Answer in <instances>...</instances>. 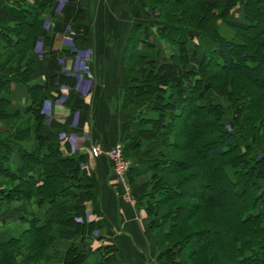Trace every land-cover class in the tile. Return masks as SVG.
<instances>
[{"label":"trees","instance_id":"16d2710c","mask_svg":"<svg viewBox=\"0 0 264 264\" xmlns=\"http://www.w3.org/2000/svg\"><path fill=\"white\" fill-rule=\"evenodd\" d=\"M234 1L229 0V5L233 6ZM240 2L243 10V20L246 24L243 26L240 25L239 28L241 29L237 31L243 34L250 31L253 32L250 33L252 39H246L248 42L246 44L255 52L254 56L256 54L259 55V62L254 67L244 66V63L239 61L238 58H241V54L239 53L240 45L232 40H222L218 43L217 50L212 47L209 39H205L204 37L200 41L199 46L195 48L194 53V56L200 55V65L192 66L189 60H186L184 57V54L188 50L186 48V36L190 34L189 39H191L197 36L208 35L209 30L207 29L215 26V18L216 20L226 18L228 11H222L221 14L215 17L212 15V12L210 13L209 6H205L200 0L198 2L196 0H144V7L147 11L154 14L153 17L156 15L161 17V22H154L153 29L143 25L134 27L127 41L124 54V61L126 62L123 69L126 79L124 111L127 114H132L131 118L125 124L123 154L126 158L132 157L136 153L145 155L147 158L142 159L143 165L138 166L140 168L137 172L141 176L147 174L150 177L149 181L145 183V189L147 188V191L145 190V196L138 200L137 205L145 208L149 207L148 205L150 204L148 203L157 197V200L155 199L157 204L163 206L166 205V202L172 203L174 200L179 201L190 198L189 193L180 191L181 181V183L172 181V178L178 175L182 169L178 161L179 157L182 156L180 154L182 150L189 146L191 149L189 147L190 150L187 152V156L192 151L191 156L194 160L200 157V151H205V157L207 159L214 160L218 157L230 155V153L236 150V145L239 142L238 134L240 133L228 134L227 132L223 133L219 129L217 132L219 134L218 138L215 139L213 132L210 131L209 125L203 124V131L201 130L200 134L199 130L193 127L197 124L194 122L190 123L191 114L194 112L192 111V105H184L186 102H182L179 105H171V110H175L177 125L181 122L184 124H182L183 126L180 129L181 131H185V136L187 135L189 137L187 147L170 143L171 140L167 141V137L164 138V136L169 134L168 131H159L157 127L163 125L165 120L164 112L170 108H165L163 105L161 107L158 103L163 100L162 98L164 96L162 94L166 92L165 88L172 82L170 79L173 76L180 74L183 78L182 80L186 83L191 80L187 93H189V96H197V98H199L203 88L206 90V85L204 84L209 80V77L205 71L209 63L225 72L228 71L229 73L242 75L254 87H257V82L264 77V28L261 27L260 29V25L264 26V6H261L264 5V0H241ZM53 6L54 0H4L1 4L0 156L1 159L8 157L7 160H11V158L15 160L18 158L16 171H9L8 168H5L3 172L9 173L10 179H17L25 185L31 186L29 191L22 189L21 185L12 191L7 192L1 190V195L9 201L14 198L25 197L26 200L29 199L34 202L37 206V213L34 215L32 222L33 225L35 224L34 234L38 236L40 232L47 231L51 236V241H62L72 245L66 253L64 252L57 259L59 264H89L87 263L88 260H86V253L84 251L82 253L79 252V246L76 245V240L80 236L86 238L90 231L94 228L100 229V226H97L95 222H88L86 225V223L77 221V218H87L86 204L81 199L85 197L91 203H94L93 212L98 214V210L96 209L98 179L96 174L86 170V168H81V165L84 166L86 164L84 156L66 155L69 152V148L67 145L63 146L61 144L57 138V133H45L43 131L44 116L41 112V104L46 99L47 94L42 85H29L31 77L37 68L32 54L31 41L42 24L43 15L48 14ZM160 6L164 8L162 9V13L159 9ZM186 6L189 7L187 10H184L183 8ZM167 7H170V9L177 7L179 11L173 15V13L166 12ZM162 19L165 21L163 22ZM187 24L191 25V29H195L192 30L195 31L193 35L192 32L182 30ZM198 25L199 27H197ZM163 40L168 41L173 47L178 48L177 54L179 55L166 54V50L161 46ZM8 49H11V53L9 51L7 52ZM138 62L144 64L142 65L143 72L140 75L142 76L141 80L144 79V82L142 81L143 83L141 85H137V83L129 85L130 75H128L127 69L133 66V63ZM147 67L152 68L148 77L144 75ZM155 69L157 71H154ZM136 79L134 77L133 80ZM13 84H20L27 88L29 105L25 110L26 114L30 115V124L26 122L27 119L21 120L19 106L13 103ZM175 86L177 87V83ZM259 89H264V86ZM186 95L177 93L175 96L179 101H182L187 99ZM168 99H171V95L168 96ZM151 102H155L157 105L151 107ZM141 107L148 109L149 113H157V116L160 118L153 120L149 117H141L140 115L133 116V113L130 112V108L140 110ZM253 119H255L253 113H247L245 123H248V129L252 133H255L254 136L256 135L257 129L260 134L264 135V125L260 124L258 127L256 122H252ZM144 124H148L150 127L145 129L143 128ZM191 128L195 130H190ZM207 129L210 132H206ZM171 136L177 140L176 135L171 134ZM3 137L5 138L3 139ZM241 137L243 138L242 135ZM29 141L33 144L30 150H26L23 144H27ZM243 146L246 150L249 149V144L244 142ZM247 152L242 151L239 156L241 166L238 168V171L234 170L236 166L233 165L230 169L227 168V170H224L220 166V169L216 170L217 172L206 168L208 166L207 162L200 165V172L205 173L207 182L202 184L200 188L201 193L198 197H195L199 202L193 204L192 207L190 206L191 211H193V216H190L191 212L184 209L183 204L170 208L171 213H166L165 218L171 221V223L168 224L167 222L163 226L162 230L166 231L163 237L166 240H170L171 237L174 238L176 236L178 239L171 243L169 249H166L162 254H158L157 260H159V257H163V263L165 261L166 264H177L176 258H181L178 264H185V258L193 260L195 257L201 255L206 257L207 264L213 261L208 246L209 241L212 239L213 241L215 240L212 235L213 221H210L205 216H202L203 218L197 224H194L192 220H194L195 215L198 213L205 215L201 211V206H213L215 202L213 198L221 199V191L216 192L213 189L214 186H218L221 183H224V186H226L224 190L226 189L228 192H231V195H237V197H231V200L229 198V200H226V205L229 208L237 209V218L231 221L234 225L244 227L246 225L264 222V206L258 203L264 201V192L260 193L259 191V197H257L256 201L255 199L253 201L251 200V196L246 193V191L250 192L251 190H249L248 185L245 183L251 179L255 181L264 178V155L255 153V151ZM173 162L179 163L174 164L177 165L176 168H174L175 166L172 168ZM132 168H135V163L131 165L130 170ZM234 174H238L240 180H233ZM128 176L129 180H132L134 177L131 172L128 173ZM252 183L255 184V182H248L250 186H252ZM231 186H235V189H232ZM91 190H93L94 194L90 193ZM257 190L258 187L252 193L255 194L258 192ZM24 192L26 193L24 194ZM168 193V201L165 198H161ZM250 200L255 205L251 206ZM222 202H225L223 198ZM225 209L223 212L225 218H231L229 209L227 207ZM182 210L186 212L185 218L179 220L178 213L182 212ZM146 212L148 215H151L149 208H147ZM188 221L192 223L187 226ZM218 230H220L219 227ZM190 239H194L198 243L200 242L196 251L194 249V251L191 250V246L188 245L187 241ZM254 239L256 240L257 238L254 237ZM260 248L251 249L249 246L246 248L241 245L235 248V257L239 258L238 261L241 264H264V250ZM111 250H115L113 252L116 254L118 253L122 262L120 252L116 248ZM2 252L3 250L0 249V255ZM106 252L104 253L105 258L102 257L103 259H100V264L114 263L116 260L120 261L116 255L109 253L108 250ZM188 252L190 253L187 254ZM258 254L259 256L262 255L261 259L258 258ZM8 258L9 263L7 264H19L17 261H12L9 255ZM103 260L104 262H102ZM95 264H99V262Z\"/></svg>","mask_w":264,"mask_h":264},{"label":"rangeland","instance_id":"374dc122","mask_svg":"<svg viewBox=\"0 0 264 264\" xmlns=\"http://www.w3.org/2000/svg\"><path fill=\"white\" fill-rule=\"evenodd\" d=\"M197 2L199 0H196ZM203 2V4L206 6H209L210 13L212 12V15L217 17L219 14L222 13V11H228V16L226 18H215V26L211 27L209 30V34L206 36H197L194 38L189 39V36H186V48L188 49L187 52L184 54L185 59L189 60L190 64L193 65H200V55L194 56L195 54V48L199 46L200 41H202L205 37V39H209L211 45L213 48L218 50V43L222 40H232L240 45L239 47V53L241 54L238 58L241 63H244V66L247 67H254L258 62L259 55L256 54L254 56L255 52L252 50L250 46H247L246 39H252V36H250V33H253L252 31L248 33H239L237 30L241 29L239 28L240 25H245L243 20V10L241 7V0H235L233 2V6L229 5V0H200ZM264 6V5H261ZM189 6L184 7V10H187ZM160 12L162 13V8L160 6ZM166 12L178 13L179 9L173 8L170 9V7L166 8ZM154 14L148 12V18L151 21V24H155L156 22L161 20V17H158L156 15L153 17ZM161 16V15H160ZM164 17V16H163ZM164 22L165 20L162 19ZM168 21V20H166ZM155 22V23H154ZM161 22V21H160ZM159 22V23H160ZM11 25V24H10ZM168 26H170L169 23H167ZM210 25V24H207ZM193 26V25H192ZM171 27V26H170ZM182 27V26H180ZM199 27V25L197 26ZM238 27V28H237ZM264 28V26L260 25V29ZM187 29V30H184ZM183 31H189L193 32L191 29V25H185V27L182 29ZM161 46L166 50V54H173V55H179L178 48L173 47L168 41L163 40V44ZM212 48V49H213ZM11 53V49H8L7 52ZM141 62L133 63V66H131L129 69H127V73L130 78L129 85H134L137 83V85H141L144 82V79H142L141 73L143 72V66ZM191 66V65H190ZM124 69V67H123ZM190 69V68H189ZM152 68L147 67L146 73L144 75H147V77L150 75ZM154 71H157L155 69ZM207 76L209 77L204 85H206V90L203 88L202 93L200 94L199 98L197 96H189V93H187L188 87L191 84V80H189L188 83L184 82L180 74L178 76H173L170 80L172 82L166 86V92L162 94L164 97L163 100L158 103L166 108L165 113V120L163 122V125H159L157 128L159 131H168L169 134L164 136V138L167 139V141H170V143H176L177 145L187 147V144L189 143V137L185 136V131H181V127L184 125L182 122L177 125L176 123V115L175 110H171V105L174 104L179 105L180 103H185L184 105L190 104L192 105V111L194 113L191 114L190 117V123H196L197 125L193 126L196 130H199V133L201 134L202 125L208 124L210 127V131L213 132V137L216 139L218 138V130H222L223 133H240L238 134L239 142L238 145H236V150L230 153V155H227L225 157H218L214 160H209L207 157H205V151H200L201 155L198 158H194L191 156L192 151L189 152L190 155L187 156V152L191 149L186 148L182 150L181 154L182 156L179 157L180 165L182 166L180 173L178 175H175L173 177L172 181L179 182L182 184L180 185V191L183 193H189L190 198L183 199V200H174L172 203L166 202V205H158L156 200L157 198H153L154 200L150 201L148 204L149 207H143V206H137V202L133 195V189L132 185L136 183L137 180H129L128 179V173L127 172V183L129 187V193L128 197L131 200L127 201V198H125V190L122 189V187L119 186V195L124 200L125 203H128L132 206H137V209L143 210L145 213V230L148 234V237L150 238V243L154 246V253L149 257V255L144 256V260H149L150 264H166L165 261L163 263V257H159L157 260V255L162 254L166 249H169L171 247V243L175 242L178 238L176 236L173 238L171 237L170 240L163 237L166 231L162 230L163 226L168 222V224L171 223V221H168L165 218L166 213H171L170 208L176 207V206H184V209L188 210V212H191L190 216H193L190 206L192 207L193 204H196L197 199L196 196L201 193V186L204 184V182H207V179L205 178V173L200 172V165H203V163L207 162L208 166L206 168L212 169L213 171L217 172V169H220V166L223 167L224 170H227V168L230 169V167L236 166L234 168L235 171H238L239 167L241 166V160L239 159V156L241 155L242 151H248L249 153L251 151H255V153H260V155H264V135L260 134V132L256 131L255 133H252L248 129V123H245V119L247 117V113H253L255 116V119H253L252 122H256L258 127L260 124L264 125V89H259L260 87L264 86V77H262L259 82H257V87L252 86L251 83H249L242 75L235 74V73H229L228 71L225 72L222 69L215 67L213 64L209 63V65L206 68ZM139 73V74H138ZM133 77V78H132ZM134 77H136V80H133ZM146 77V78H147ZM143 81V82H142ZM177 83V87L175 86ZM256 84V83H255ZM179 86V87H178ZM153 93V92H152ZM177 93L180 95L187 94V99H184L182 101H179L178 98L175 96ZM156 95V94H155ZM171 95V99H168V96ZM174 95V97H173ZM196 97V98H195ZM156 106L157 103H150V106ZM149 107V106H147ZM188 107V106H187ZM131 109V113H133V116L140 115L141 117H149L153 120H158L160 117L157 116V113L152 112L149 113L148 109H143L142 107L140 110H135L133 108ZM125 110V109H124ZM145 110V111H144ZM42 112V111H41ZM125 112V111H124ZM20 118L21 120H26V122H29L30 124V115L26 114V110H21L19 108ZM174 113V114H173ZM43 114V113H42ZM128 118H131L132 114H127ZM43 126L47 124V115H43ZM162 119V118H161ZM183 124V125H182ZM173 125V126H172ZM261 125V126H262ZM255 126V125H254ZM150 125L144 124L143 128H149ZM170 127V129H169ZM194 128H191L190 130H195ZM200 128V129H199ZM209 129H207L206 132H210ZM176 135V139H173L171 134ZM198 133V134H199ZM243 136V138L241 137ZM212 137V138H213ZM5 137H3L4 139ZM2 139V140H3ZM209 139V138H208ZM173 140V142H172ZM247 143L249 144V149L246 150V148L243 146V144ZM0 143H1V120H0ZM33 143L29 141V143L23 144L24 148L26 150H30V147ZM69 152H65L66 155L70 154V147ZM173 152V151H172ZM247 152V153H248ZM128 153H130L128 151ZM127 153V154H128ZM124 155V154H123ZM184 157V158H183ZM8 157L1 159L0 156V249L3 250V252L0 255V264H7L9 263V258L12 259V261H17L19 264H59V261L57 259L66 253V251L72 246L70 243L62 242V241H51L50 234L45 232H40L37 235L34 234V226L32 222L34 219V215L37 213L36 211V204L32 202L31 200L27 199L25 197L22 198H14L12 200H6L4 199V196L1 195V190L3 191H12L15 188H19L20 185L22 189H27L29 191L30 187L29 185H25L23 182H20L17 179H10V175L7 172H3V170L6 168L12 171H16L18 164L15 163V160L11 158V160H7ZM125 160L129 163L130 167L134 160L137 159H146L147 157L145 155L141 154H134L132 157H124ZM183 158V159H182ZM14 160V161H13ZM178 163V162H176ZM173 162L172 168H176L177 165ZM179 164V163H178ZM87 166V164H85ZM185 166V168H183ZM129 167V169H130ZM211 167V168H210ZM245 169V168H244ZM240 173V172H238ZM233 176V175H232ZM230 176V178H232ZM186 177V178H184ZM184 178V179H183ZM150 177L147 178L146 182H140L142 184L144 191H147V188L145 189V183L149 181ZM228 179V178H227ZM233 180L238 181L240 180V177L238 174H234ZM181 181V182H180ZM251 182H255V184L252 183V186H250ZM248 185L250 192L246 191L247 195L251 196V200L256 201L258 196V193L264 192V178L257 179V180H248L245 182ZM246 186V185H245ZM164 187V186H160ZM226 186H224V183L214 186V190L221 191V199H214L213 206H201L202 210L205 215L197 214L195 215L194 224L199 223L202 216L207 217L210 219V221H213L212 224V235L215 238L211 241H209V251L210 255H212L211 259L213 261L210 264H241L239 263V258L235 257V248L239 246H245L246 248L251 247L253 248H260L261 246H264V222L254 223L250 225H246L244 227H237L234 225L231 221H233L236 217V210L234 208H229L226 202V200H229L231 197H237V195H231V192H228L226 189L224 190ZM258 187V192L255 194L252 193L256 188ZM232 189H235V186H231ZM192 189V190H191ZM145 191V192H146ZM227 191V192H226ZM26 192H24L25 194ZM93 193V190L90 192ZM213 193V192H212ZM23 194V196H24ZM99 195V193H98ZM171 195V194H170ZM20 196V195H19ZM98 197V196H97ZM161 198H169V193L165 194L164 197ZM193 198V199H191ZM225 200V202H222ZM229 198V199H228ZM253 198V199H252ZM86 199L85 198H81ZM232 199V198H231ZM230 199V200H231ZM163 200V199H162ZM251 206L255 205L253 204V201H251ZM86 204V212H91L94 203H91L90 200H87ZM168 201V199L166 200ZM261 201V200H258ZM134 203V204H132ZM261 203L262 206H264V201L258 202ZM247 206L248 203H246ZM228 208L229 213L231 215V218H225V215L223 212L226 210L225 208ZM147 208H149V211L151 215H148ZM93 212V211H92ZM185 211L182 210V212L178 213V219L183 220L185 218ZM195 213V212H194ZM197 213V212H196ZM93 214H95L93 212ZM190 214V213H189ZM226 214V212H225ZM86 219L77 218V221H81L83 223H88V214L86 215ZM200 216V217H199ZM229 216V215H228ZM96 220L95 221L97 226L102 227V220L100 218L99 213L96 214ZM176 221V219H175ZM198 221V222H197ZM191 221H188L187 226L191 225ZM218 227L220 230H218ZM99 229L94 228L92 231H90L86 238H83L80 236L76 240V245L79 246V252L82 253L83 251L86 253V260L89 264H100V259L105 258L104 253H107L108 250L109 253H112L113 255L117 256V259L114 263H105V264H124L121 262V259L116 254L115 249L117 247H114L110 244H105L107 241L106 239H103L100 237V233L98 232ZM254 237L257 239L255 240ZM262 240V241H261ZM238 241V242H237ZM188 242V245L191 246V250H197L199 247V243L196 242L194 239H190ZM213 242V243H211ZM216 244V245H213ZM84 248H83V247ZM233 248V251H232ZM261 250H264V247L260 248ZM193 250V251H194ZM191 252V251H190ZM188 252L187 254H189ZM7 255V256H6ZM261 256L258 254V258L261 259ZM103 257V258H102ZM181 258H176L177 264ZM104 262V260L102 261ZM206 257L199 256L195 257L193 260H188L185 258V264H207Z\"/></svg>","mask_w":264,"mask_h":264},{"label":"crops","instance_id":"0c3cea01","mask_svg":"<svg viewBox=\"0 0 264 264\" xmlns=\"http://www.w3.org/2000/svg\"><path fill=\"white\" fill-rule=\"evenodd\" d=\"M3 2L0 0V10ZM137 25L154 26L144 0H54L31 41L37 68L29 85H42L47 94L41 104L47 115L43 131L57 133L71 155L85 157L87 166L81 168L96 174V209L102 220L98 232L105 244L117 247L124 264H150L141 257L154 253L144 227L145 213L138 205L124 202L110 162L103 155L93 157L90 151L94 147L102 151L124 148L129 119L124 112V54ZM12 99L25 110L27 88L13 84ZM133 163L135 168L129 170L132 180H137L132 189L138 202L145 196L139 181L146 182L149 175L137 172L143 165L141 159ZM92 211L87 213L88 222H97Z\"/></svg>","mask_w":264,"mask_h":264},{"label":"built area","instance_id":"2783aa9c","mask_svg":"<svg viewBox=\"0 0 264 264\" xmlns=\"http://www.w3.org/2000/svg\"><path fill=\"white\" fill-rule=\"evenodd\" d=\"M90 152L93 157H99L103 155L108 159L118 185L122 187L123 190H125V198H127V201L131 202L128 197L129 187L126 179L130 165L124 158L122 147L118 146L105 151L94 147L91 148Z\"/></svg>","mask_w":264,"mask_h":264}]
</instances>
